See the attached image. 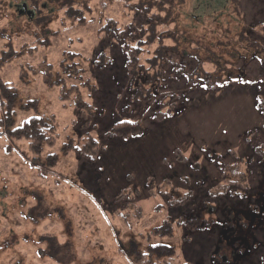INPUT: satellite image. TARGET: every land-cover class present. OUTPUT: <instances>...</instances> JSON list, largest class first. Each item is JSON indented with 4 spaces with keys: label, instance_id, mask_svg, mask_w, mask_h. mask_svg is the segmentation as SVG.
Instances as JSON below:
<instances>
[{
    "label": "rangeland",
    "instance_id": "1",
    "mask_svg": "<svg viewBox=\"0 0 264 264\" xmlns=\"http://www.w3.org/2000/svg\"><path fill=\"white\" fill-rule=\"evenodd\" d=\"M21 1L31 9V0H0V79L17 92L13 127L31 116L44 115L54 125L57 137L36 158L27 140H16L8 147L7 139L0 135V241L22 228H27V236L34 240L42 233L51 237L42 239L40 246L20 248L15 241L4 251L0 248V264H130L133 250L144 251L158 242L174 251L167 264H212L214 232L225 226H215L204 242L192 227L189 236L194 244L189 248L183 242L187 228L182 225V216L174 219L182 207L175 204L167 208L166 201L193 191L195 209L206 202L209 196L203 194L208 190L218 192L234 180L242 188L250 185V152L243 138L248 130L264 131L254 90L232 86L202 93L193 87L186 93L192 98L183 103L180 98L172 101L169 94L160 95L169 91L178 97L177 88H182L180 77L172 81L166 74L158 94L150 92L143 97L135 93L133 81L125 75L126 54L118 41L111 42L112 34L105 28L122 30L131 22H140L143 9L147 10L145 19L154 13L162 15L165 9L161 1L80 0L73 2V12L67 15L54 0L52 5L38 0L33 3L40 7L38 21L30 20L28 14L16 16L19 6L15 4ZM42 2L47 6L41 7ZM173 3L174 15L169 13L172 20L162 17L164 24L158 29H166L163 35L168 37L180 26L183 29L184 24L192 23L191 14L200 23L184 35L206 43L214 36L225 40L223 27L235 36L255 15L264 23V0ZM211 26L216 28L214 34ZM142 30L143 39L153 34L145 25L139 32ZM254 30L259 39L253 45L264 56V28ZM164 43L168 47L176 44L174 40ZM155 46L142 58H151ZM148 47L143 48L145 52ZM204 62L198 78L224 81V66ZM47 64L61 78L58 84L44 82ZM241 67L230 69L231 77L249 80L258 69L251 63L243 75ZM259 82L264 107V84ZM124 120L141 122V133L125 139L122 134L127 128L118 126ZM89 137L98 146L94 158L81 157L78 152ZM175 148L187 159L185 164L175 159ZM213 151L219 156L231 152L221 162L215 160L223 169L216 173L221 178L216 184L218 176L212 178L202 168ZM256 182L263 183L261 175ZM119 193L122 197L113 202ZM223 197L230 199L227 194ZM232 222L236 225L234 234L243 238L242 232L261 227ZM158 228L165 233L172 230V237L153 233ZM17 237L21 238L20 245L25 243L22 234ZM239 242L241 255H233L232 262L256 253L248 248L247 239L240 238ZM152 254L154 258L156 250Z\"/></svg>",
    "mask_w": 264,
    "mask_h": 264
},
{
    "label": "trees",
    "instance_id": "2",
    "mask_svg": "<svg viewBox=\"0 0 264 264\" xmlns=\"http://www.w3.org/2000/svg\"><path fill=\"white\" fill-rule=\"evenodd\" d=\"M46 1V0H45ZM51 2V0H47ZM60 5V8L65 9V13L69 15L70 12H73V2H81L80 0H70L65 2L64 0H54ZM86 1V0H84ZM161 1V4L164 6V13H154L150 16L149 19H145V13L147 10L140 11L142 20L140 22H131L123 27L122 30H117V27L114 28H105L107 33L112 34V41H118L120 43V49L123 54H126L125 61V75L130 78L134 83V92H139L140 95L149 96L150 92L157 93L161 89L162 81L166 82V74L173 81L174 79L180 77L182 82V88H177L180 93L179 96H173V92L166 93L162 91L160 95L169 94L172 98V101H175L177 98H180L182 102L188 101L192 96L186 95V93L194 88L201 89V92L217 90L221 87L230 89V87L235 86L237 89L241 87L246 88L248 91L252 88L254 90L253 98L256 103L257 111L261 116L264 117V107L263 100L261 97V83L264 84V56L258 53L259 49H256V46L253 45L255 39H259L258 34L254 30L257 26H262L264 28V23L260 21L255 15L250 22H248L244 29L241 30L238 34L233 36V34H228V30L223 27L224 30V39H217L215 36L212 38L211 42L206 43L203 40H198L192 37L184 35L187 31L196 28V22L200 23V20L196 15L191 17L194 19L189 25H183L179 27V36L177 32H172V37L163 35L167 30H158L161 24L162 17L164 19H171L169 13L174 8V0H158ZM44 5L45 3L42 2ZM41 3V7L42 6ZM59 8V7H58ZM40 10V7H38ZM161 12V11H160ZM239 13V12H238ZM174 15V13H171ZM176 14V13H175ZM72 16V14L70 15ZM160 17V18H159ZM256 18V19H254ZM173 22V21H172ZM147 26L149 31H152L153 37L142 38L143 32H139V28ZM220 28L222 25H219ZM212 34L215 33L216 28L211 26ZM191 35V34H190ZM193 36V35H191ZM237 37V38H235ZM169 40L175 41L174 47H168L164 41ZM182 41V49L179 50V44ZM248 42L250 45H246L245 42ZM179 43V44H178ZM252 44V45H251ZM154 47L153 55L151 58H142L143 54H148L150 52V47ZM149 46L145 52L144 47ZM192 46H195L192 48ZM189 48V49H188ZM201 50L203 53H199ZM192 51V52H191ZM145 52V53H144ZM168 52L172 54H168ZM104 54H100V57ZM208 60L210 64L224 66L222 74L226 75L224 81H210L206 77L198 78L197 76L201 74L200 68L202 69L204 61ZM251 63H256L258 69L255 70V73L250 74L251 79L244 78L245 76H238L237 78L231 77L229 73L230 69H234L237 65L242 66V74L247 75L244 69L249 66ZM150 69H152L151 72ZM154 69V70H153ZM164 69V71H163ZM199 73V74H198ZM207 74V72L205 73ZM44 82L52 84H58L61 81V78L53 72V67L51 64H47V69L44 72ZM149 85V88L146 86ZM153 87V88H152ZM152 89V90H151ZM149 93V95H148ZM17 98V92L14 86L10 83L2 81L0 79V135L8 141V147L13 146L12 144L16 140L25 139L28 141L29 150L37 155L36 158L41 155L45 146H52L57 137V133L54 125L49 119L44 115H34L29 117L23 122L22 125L13 127L14 125V105ZM165 99V98H162ZM118 126L127 128L122 136L126 138L136 137L142 131V124L139 121H122L118 123ZM259 141L261 144H259ZM244 146L250 152L248 155V163L252 171L250 172V185L249 183L245 187L237 184V182L230 181L224 188L220 189L218 192L212 193L210 190L206 191L209 197L205 199V203L200 205L198 208L192 209L194 193L186 194L179 199L170 198L167 199V208L173 207L175 204L181 206L178 215L174 217L182 218V225L184 228H187L185 234H183V242H187L189 248L190 245L193 246L194 241L193 237H190V231L195 227L197 232L201 234V241H205L209 238L210 234L216 229L215 226L224 225L225 228H219L217 232H214L216 235L214 243V252L212 254V264H264V131L261 132L258 129L248 130L243 138ZM97 143L96 141L89 137L86 139V142L79 147V154L81 157H90L94 158L97 153ZM175 159L182 164L186 163V158L179 152L178 149H174ZM53 155V154H52ZM55 157V155H53ZM209 158L205 159L202 168L205 169L206 174L210 175L213 178V175L218 176L216 173H219L221 170L220 167H217L215 164L216 159L222 161L224 156H231L230 151H226L224 156H219L215 151L211 154H208ZM198 167V169H202ZM223 170V169H222ZM221 170V171H222ZM261 172V174H260ZM261 175L263 183L258 184L256 182L257 177ZM245 178L242 177V180ZM220 180V181H219ZM221 182V178L218 176L216 183ZM138 193V191L135 189ZM242 191V194H241ZM121 193L116 194L117 196L113 197V202L119 200ZM171 194V193H170ZM227 194L230 199H224V195ZM173 196V194H171ZM243 203L244 206L240 204ZM260 210V211H259ZM196 211V213H195ZM232 221H235L236 224H244L255 227L261 226L259 228H251L248 231L242 232L241 237L235 235L232 231L233 224ZM212 226L211 230L209 228ZM193 227V228H192ZM190 229V230H189ZM189 230V231H188ZM209 230V231H207ZM195 231V230H193ZM28 230L23 228L20 231H17L14 234L11 232L8 233L11 236H7L3 241H0V248L4 251L5 248H10L15 241L19 242L20 248L27 244H36L41 245V240L45 237H51L47 235L51 234H41L37 237L30 238L27 236ZM163 228L155 229L153 233L158 235H166L172 237V230L168 232H163ZM18 234H22L23 240H26L25 243L20 245V240L17 237ZM40 234V232L38 233ZM193 236V235H192ZM247 239L250 246L248 248L254 254H251L249 259L235 260L232 262L231 258L233 255H241L242 245L239 242V239ZM43 242V241H42ZM160 248L170 251L171 254L161 252ZM158 249V250H157ZM156 250V254L153 257L152 251ZM42 252L45 250L41 249ZM189 251V250H188ZM174 254L170 245L163 244L161 242L156 243L154 246L143 250H133L130 264H167V260L171 259V255ZM41 256V255H40ZM160 257V258H158ZM170 257V258H169ZM41 258V257H40ZM130 258V257H129ZM158 259V260H157ZM245 263V261H247ZM258 260V261H257ZM189 264V263H188Z\"/></svg>",
    "mask_w": 264,
    "mask_h": 264
},
{
    "label": "flooded vegetation",
    "instance_id": "3",
    "mask_svg": "<svg viewBox=\"0 0 264 264\" xmlns=\"http://www.w3.org/2000/svg\"><path fill=\"white\" fill-rule=\"evenodd\" d=\"M65 2H68V1H70V0H64ZM37 2H39L38 0H31V4H32V6H31V9H29L27 6H28V4L26 3V2H20L19 4H15V5H18L19 7H17L16 9V11H15V13H16V16L19 14H28V15H30L31 16V18H30V20H37L38 21V19H37V17H38V14H39V9H38V6L36 7L35 6V4L37 3ZM33 3H35V4H33ZM46 3H52V2H46ZM45 3V4H46ZM52 5V4H51ZM42 6H43V3H42ZM45 6V5H44ZM46 6H47V4H46Z\"/></svg>",
    "mask_w": 264,
    "mask_h": 264
}]
</instances>
